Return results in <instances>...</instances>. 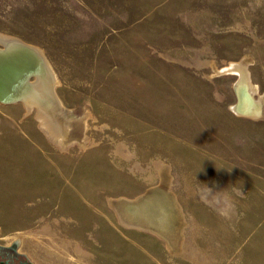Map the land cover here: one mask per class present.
<instances>
[{"label":"rangeland","instance_id":"obj_1","mask_svg":"<svg viewBox=\"0 0 264 264\" xmlns=\"http://www.w3.org/2000/svg\"><path fill=\"white\" fill-rule=\"evenodd\" d=\"M0 33L43 52L71 129L54 137L36 106L0 101V244L31 264H231L264 248V0H0ZM241 59L256 116L215 72Z\"/></svg>","mask_w":264,"mask_h":264},{"label":"bare ground","instance_id":"obj_2","mask_svg":"<svg viewBox=\"0 0 264 264\" xmlns=\"http://www.w3.org/2000/svg\"><path fill=\"white\" fill-rule=\"evenodd\" d=\"M0 53L13 54L14 57L15 54H22L21 68H23L21 75L11 79L7 78V89L4 88V91L0 92V101L19 100L28 109L36 106L40 125L44 126L52 136L66 139L71 129L54 91L55 77L52 68L43 52L20 38L0 33ZM215 72L236 76L239 102L232 107L236 112L249 116H256L260 113V104L252 98L255 88L249 80L245 60L231 61L225 66L215 68Z\"/></svg>","mask_w":264,"mask_h":264},{"label":"crops","instance_id":"obj_3","mask_svg":"<svg viewBox=\"0 0 264 264\" xmlns=\"http://www.w3.org/2000/svg\"><path fill=\"white\" fill-rule=\"evenodd\" d=\"M156 191H158V192L162 191L163 192V189L160 188V189H157ZM156 191H153V189H148L146 191V193L143 194L142 196H140L137 201H141V202H139L140 204L142 202H145V201H150L151 202L152 201V196L155 197L156 196L155 194H157ZM163 195L168 196L166 192L163 193ZM167 200L170 201L169 199H167ZM141 206H142V204H141ZM149 206H150V204L147 207H149ZM141 217L143 218V215L142 214L141 215L138 214V218L137 219L140 221V218ZM146 217L149 220L158 223V220H157L155 214H154L153 217H151V216H146ZM143 220H145V219L143 218ZM244 251H246V252H244ZM241 254H243L242 257H237L235 259L233 257L234 255H232V257H231V260H232L231 264H233V263L234 264H264V248L262 250H243L241 252ZM245 254H246V256H245ZM249 254H250V256H249Z\"/></svg>","mask_w":264,"mask_h":264},{"label":"water","instance_id":"obj_4","mask_svg":"<svg viewBox=\"0 0 264 264\" xmlns=\"http://www.w3.org/2000/svg\"><path fill=\"white\" fill-rule=\"evenodd\" d=\"M22 54H13L0 53V92L4 91V88L7 89L6 80L7 78L11 79L14 76H19L23 72L21 68ZM20 69L22 71H20ZM10 84V83H9ZM237 95V102H239V95L235 89ZM1 94V93H0Z\"/></svg>","mask_w":264,"mask_h":264},{"label":"flooded vegetation","instance_id":"obj_5","mask_svg":"<svg viewBox=\"0 0 264 264\" xmlns=\"http://www.w3.org/2000/svg\"><path fill=\"white\" fill-rule=\"evenodd\" d=\"M0 264H31L15 245L0 244Z\"/></svg>","mask_w":264,"mask_h":264},{"label":"clouds","instance_id":"obj_6","mask_svg":"<svg viewBox=\"0 0 264 264\" xmlns=\"http://www.w3.org/2000/svg\"><path fill=\"white\" fill-rule=\"evenodd\" d=\"M240 194L242 195L243 194V191H241Z\"/></svg>","mask_w":264,"mask_h":264}]
</instances>
